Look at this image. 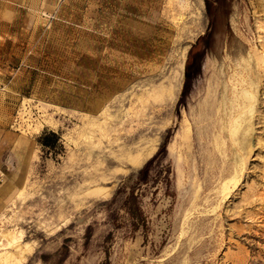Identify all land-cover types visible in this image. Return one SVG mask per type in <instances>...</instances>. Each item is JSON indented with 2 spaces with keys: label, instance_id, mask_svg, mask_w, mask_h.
Returning <instances> with one entry per match:
<instances>
[{
  "label": "rangeland",
  "instance_id": "1",
  "mask_svg": "<svg viewBox=\"0 0 264 264\" xmlns=\"http://www.w3.org/2000/svg\"><path fill=\"white\" fill-rule=\"evenodd\" d=\"M209 2L0 0V264H264V0Z\"/></svg>",
  "mask_w": 264,
  "mask_h": 264
},
{
  "label": "trees",
  "instance_id": "2",
  "mask_svg": "<svg viewBox=\"0 0 264 264\" xmlns=\"http://www.w3.org/2000/svg\"><path fill=\"white\" fill-rule=\"evenodd\" d=\"M210 5L211 4L209 0H207V6H209V8ZM200 39L201 37H199L198 41H200ZM197 43H195L191 47L189 51L190 56L192 55L193 49ZM189 67H190V61H188L186 65L187 80L185 82L184 93H186L188 87ZM170 136L171 133L168 134L167 137L164 139L163 143L161 144V147H166ZM59 139H60L59 134L53 130H50L43 132L38 140L43 147L54 148L58 143ZM159 156L160 154L158 153L155 154L142 167L136 169L133 173H131L123 182V184L115 191V194L113 196L114 200H116L119 197H122L120 200L119 208L123 210L126 216H128V218L130 219V228L132 230L136 231L140 228L147 229L148 227L147 217L144 213L142 206L143 196L145 195V190L143 188V185L149 184L150 171L153 170L154 164H157L158 166V170L155 171L154 178L152 179V181L156 183L155 185L157 186L160 184H165L169 186L171 185V174H172L171 163L169 162L159 163L158 161ZM112 215H113V224L117 227H120L122 224L119 221L120 216L118 212H115Z\"/></svg>",
  "mask_w": 264,
  "mask_h": 264
},
{
  "label": "bare ground",
  "instance_id": "3",
  "mask_svg": "<svg viewBox=\"0 0 264 264\" xmlns=\"http://www.w3.org/2000/svg\"><path fill=\"white\" fill-rule=\"evenodd\" d=\"M246 97L248 99H251L252 95L249 94L248 91H246ZM249 130H250V127H249L248 122L243 124L239 120L234 121L233 126L231 128V134L235 138V140L239 141L241 148H244L246 146ZM223 187L225 189L226 184H224Z\"/></svg>",
  "mask_w": 264,
  "mask_h": 264
}]
</instances>
